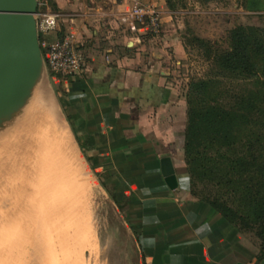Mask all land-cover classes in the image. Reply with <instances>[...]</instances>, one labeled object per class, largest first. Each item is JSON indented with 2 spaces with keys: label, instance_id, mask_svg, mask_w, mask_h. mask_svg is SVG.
Wrapping results in <instances>:
<instances>
[{
  "label": "crops",
  "instance_id": "crops-1",
  "mask_svg": "<svg viewBox=\"0 0 264 264\" xmlns=\"http://www.w3.org/2000/svg\"><path fill=\"white\" fill-rule=\"evenodd\" d=\"M140 1L156 5L159 34L118 23L129 0H53L61 15L55 33L72 34L87 55L83 74L57 84L75 142L125 213L139 264H264L251 234L190 193L186 105L171 71L174 58L185 56L181 30L165 0ZM165 156L175 189L161 173Z\"/></svg>",
  "mask_w": 264,
  "mask_h": 264
},
{
  "label": "rangeland",
  "instance_id": "rangeland-1",
  "mask_svg": "<svg viewBox=\"0 0 264 264\" xmlns=\"http://www.w3.org/2000/svg\"><path fill=\"white\" fill-rule=\"evenodd\" d=\"M170 3L165 5L176 17L185 51L184 58H174L171 71L185 99L190 80L215 69L192 36L224 48L234 26L264 27V0ZM243 136L244 130L237 137ZM195 188L199 196L218 192L202 183ZM245 233L256 240L253 231ZM133 234L108 185L76 144L57 84L41 74L23 108L0 124V264H139Z\"/></svg>",
  "mask_w": 264,
  "mask_h": 264
},
{
  "label": "trees",
  "instance_id": "trees-1",
  "mask_svg": "<svg viewBox=\"0 0 264 264\" xmlns=\"http://www.w3.org/2000/svg\"><path fill=\"white\" fill-rule=\"evenodd\" d=\"M41 1L56 11L53 0ZM191 41L215 69L206 78L191 79L185 95L183 150L190 193L238 230L253 231L264 257V27L234 26L224 48L194 35ZM197 183L218 192L199 196ZM240 207L249 209L247 214Z\"/></svg>",
  "mask_w": 264,
  "mask_h": 264
},
{
  "label": "water",
  "instance_id": "water-1",
  "mask_svg": "<svg viewBox=\"0 0 264 264\" xmlns=\"http://www.w3.org/2000/svg\"><path fill=\"white\" fill-rule=\"evenodd\" d=\"M38 0H0V124L23 108L44 73L49 80L37 30ZM170 189L177 177L170 157L161 159Z\"/></svg>",
  "mask_w": 264,
  "mask_h": 264
},
{
  "label": "built area",
  "instance_id": "built-area-1",
  "mask_svg": "<svg viewBox=\"0 0 264 264\" xmlns=\"http://www.w3.org/2000/svg\"><path fill=\"white\" fill-rule=\"evenodd\" d=\"M110 1L117 3L119 0ZM41 5H45L43 10H39ZM60 16V13L50 10L44 2L38 1V11L35 17L39 44L48 75L56 84L65 77L83 74L87 60L85 51L72 34L58 35L55 33ZM117 20L120 25L131 21L142 23L152 33H157L161 26L156 6L153 3L140 0H131L129 9L122 13ZM50 35L53 37H48Z\"/></svg>",
  "mask_w": 264,
  "mask_h": 264
},
{
  "label": "bare ground",
  "instance_id": "bare-ground-1",
  "mask_svg": "<svg viewBox=\"0 0 264 264\" xmlns=\"http://www.w3.org/2000/svg\"><path fill=\"white\" fill-rule=\"evenodd\" d=\"M59 119V118H58ZM60 122V121H59ZM64 135V134H63ZM68 136H69V134H68ZM64 137H66L67 138V136H64ZM68 139V138H67ZM66 139V141H67V143L69 144L70 142H68L69 141V139L67 140ZM75 157V156H74Z\"/></svg>",
  "mask_w": 264,
  "mask_h": 264
}]
</instances>
